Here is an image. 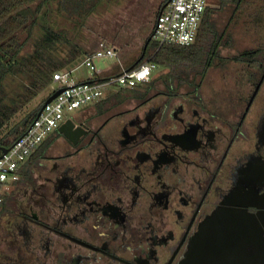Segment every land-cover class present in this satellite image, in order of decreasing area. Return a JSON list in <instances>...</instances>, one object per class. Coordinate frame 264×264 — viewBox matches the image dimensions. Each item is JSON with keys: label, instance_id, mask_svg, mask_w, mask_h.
I'll return each instance as SVG.
<instances>
[{"label": "flooded vegetation", "instance_id": "1", "mask_svg": "<svg viewBox=\"0 0 264 264\" xmlns=\"http://www.w3.org/2000/svg\"><path fill=\"white\" fill-rule=\"evenodd\" d=\"M250 46L74 117L75 141L56 131L0 207V264H188L200 236L202 264H264V41ZM216 70L228 85L206 94Z\"/></svg>", "mask_w": 264, "mask_h": 264}, {"label": "trees", "instance_id": "2", "mask_svg": "<svg viewBox=\"0 0 264 264\" xmlns=\"http://www.w3.org/2000/svg\"><path fill=\"white\" fill-rule=\"evenodd\" d=\"M102 1L0 0V156L29 130L39 115L49 97L36 105L32 103L55 84L54 75L72 68L84 56L81 48L72 45L61 33L59 25H54L53 16L65 12L67 19L78 22L77 19L85 18ZM245 1L220 0L219 6L223 9L231 5L238 11ZM167 2L164 0L161 8ZM215 12L211 6L206 9L193 45L160 47L151 40L138 65L150 61L167 69L172 79L184 76L204 79L217 60H225L221 56L222 49L232 45L227 31L218 30L213 20ZM66 44L70 49L64 52L65 55L63 51L62 55L53 53ZM27 49L31 51L27 52ZM256 55L257 52L245 53L237 59L241 62L252 60L257 64ZM141 86L121 89L97 106L100 108L104 103L120 100L124 94L141 95V88H144ZM50 143L51 138H48L20 168L19 173L26 181L31 179V168L42 159Z\"/></svg>", "mask_w": 264, "mask_h": 264}, {"label": "built area", "instance_id": "3", "mask_svg": "<svg viewBox=\"0 0 264 264\" xmlns=\"http://www.w3.org/2000/svg\"><path fill=\"white\" fill-rule=\"evenodd\" d=\"M209 0H169L159 13L154 26L152 40L158 46H190L196 41L202 19L209 7ZM118 57L116 50L101 41L98 49L85 57L83 66L88 69L90 79L80 81L74 70L59 71L54 75L57 90H63L37 116L29 130L19 138L6 154L0 156V207L13 185L20 180V168L39 147L76 112L91 104L100 102L112 89H134L149 83L156 64L146 61L134 69L121 68L118 74L99 76L94 58Z\"/></svg>", "mask_w": 264, "mask_h": 264}, {"label": "rangeland", "instance_id": "4", "mask_svg": "<svg viewBox=\"0 0 264 264\" xmlns=\"http://www.w3.org/2000/svg\"><path fill=\"white\" fill-rule=\"evenodd\" d=\"M163 1L164 0H104L93 8L85 18H80L81 20L77 19L78 22L67 19L65 12L64 14L56 13L53 16V22L55 26L58 27L59 25L58 29L72 45L76 44L81 48L84 56L78 63L83 62L86 53H88V56L94 53L97 45L101 41H104L116 50L124 66V61H128L129 63L133 58L140 56L141 49L155 25L159 6ZM257 4L258 8L254 11L256 15L251 17V21L256 22L261 20L263 23L260 32L264 33V0H258ZM209 5L216 9L213 20L218 30H226L229 8L226 7L221 9L219 6L220 0H209ZM231 32L233 33V31ZM243 32L247 31L243 30ZM260 32L258 34H260ZM249 35L247 34L244 39H241L240 45L242 49L246 47L245 39L248 38ZM247 42L246 40V43ZM69 49L70 47L66 44L61 50H55L53 53H55V55H60L63 51V55H65L64 52H68ZM30 51V49H27V52ZM228 54L229 49L223 48L222 55L227 56ZM118 57L114 59L108 57L94 58L97 74L103 75L111 73L119 63ZM228 67L229 66L222 67L224 69H221L220 72L223 70L229 72L230 69L232 72V70L235 69V67L234 69ZM158 69H162V67H158ZM235 71L234 74L237 73V71L239 73L243 71L242 73H244L242 66H238ZM220 72L216 70L209 74L205 83L206 88L204 89L206 94L210 93L213 95L212 89L223 88L224 85H228V82H225L227 78L221 77ZM76 76L81 79H87L90 77V74L88 69L80 67L76 72ZM57 88L58 85L54 84L50 89L37 97L32 104L36 105L42 102ZM76 114L78 115V112H76Z\"/></svg>", "mask_w": 264, "mask_h": 264}, {"label": "crops", "instance_id": "5", "mask_svg": "<svg viewBox=\"0 0 264 264\" xmlns=\"http://www.w3.org/2000/svg\"><path fill=\"white\" fill-rule=\"evenodd\" d=\"M162 3L159 6L158 15H159V13H160V11L162 9L161 8ZM257 3H258V0H246L245 3L243 4V7L240 10H238V11L236 10V8L234 6L233 7L231 5L228 6V8H229V18H228V21H227L226 31H227V35L232 40V45L230 47L226 48V49H229V54L227 56H224V55L221 54V56L223 58L224 57H229L230 58V56L233 57L234 55H236V51L243 50L241 48L240 43L242 41L241 39H244L247 34L248 35L250 34V35H249L248 38L245 39V46H246L245 49H247L248 47H251L250 44H251L252 40H257L258 39V41H264V38H262V37H264V33L260 32V29L262 28L261 25H262L263 22H261V20L260 21H256V22H252L251 21V17H253V15H256V13L254 11L258 8V6H257L258 4ZM243 30L247 31L248 33L247 32H243ZM153 31H154V27H153L152 32H151L150 36L148 37V39L151 36H153ZM231 31H233V33ZM259 32H260V34H258ZM246 40L248 41L247 43H246ZM98 45H97L96 50L98 49ZM134 59L135 58H133L132 61L129 62V63H128V61H126V62L124 61L125 65L123 66L122 61H120V58H119L118 65L115 67V69L111 73H106V74H103V75H99L98 74V75L99 76H106V75L118 74L121 71V68H129L131 65H133L134 64L133 63ZM79 64H80V66H79ZM76 65H78V66H76ZM80 67H84L83 66V62L75 64L72 68H70V70H74L75 74H76V72L80 69ZM167 71L168 70L165 69V68L158 69V66H157L156 69H154L153 72H152V77H151L152 82H158L159 80H163L164 78H170L171 80L178 79V80H181V81L187 79L186 76H184L183 78L172 79L171 76L168 77L169 75H168ZM76 77L80 81H87V80L90 79V77L87 78V79H81L78 76H76ZM119 90H121V89H112V90H110L109 92L106 93V96L100 102H97V103L91 104V105H89V106H87L85 108H82L80 111H78V115L76 114L75 117L79 118V116L81 114H83V113L92 112L95 109H98V106H97L98 104H102V102L104 100L109 99L112 94L118 92ZM50 94H49L48 97L51 96ZM128 95H131V94H124V96L121 97L120 100H122V101L125 100L126 99L125 97H127ZM113 101H117V99L113 100Z\"/></svg>", "mask_w": 264, "mask_h": 264}, {"label": "water", "instance_id": "6", "mask_svg": "<svg viewBox=\"0 0 264 264\" xmlns=\"http://www.w3.org/2000/svg\"><path fill=\"white\" fill-rule=\"evenodd\" d=\"M168 2L162 7L160 13H162L164 11V9L166 8V6L168 5ZM152 40V36L147 40V42L144 45L143 48V52L141 54V56L139 57V59L133 64L131 65L127 71H130L132 69H134L138 63L144 58L145 55V50L147 48L148 43ZM63 92V90H57L56 92H54L44 103L41 111L39 112V115L42 113L43 109L49 104L51 103L58 95H60ZM81 128L77 126V124L74 122V120L69 119L66 122H64L58 129L59 134L63 135L64 137H66L67 139H69L70 141H75L74 140V133L78 132V130H80ZM83 129H81L82 131ZM9 149H5L3 150V154H6L8 152ZM206 234V232H205ZM202 237H198L196 239H194V241L192 242L191 246H190V252H189V257H188V264H202L201 261L198 259L199 256V252L200 249L202 248L201 244H200V239ZM219 238L215 237L214 240H218ZM212 247V246H211ZM216 246H213V248ZM212 250V249H209Z\"/></svg>", "mask_w": 264, "mask_h": 264}, {"label": "bare ground", "instance_id": "7", "mask_svg": "<svg viewBox=\"0 0 264 264\" xmlns=\"http://www.w3.org/2000/svg\"><path fill=\"white\" fill-rule=\"evenodd\" d=\"M209 231H211V230H209Z\"/></svg>", "mask_w": 264, "mask_h": 264}]
</instances>
